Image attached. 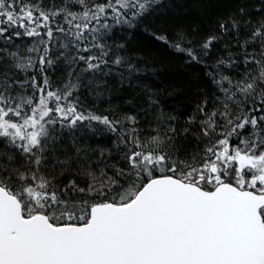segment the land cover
Here are the masks:
<instances>
[{
  "label": "trees",
  "instance_id": "obj_1",
  "mask_svg": "<svg viewBox=\"0 0 264 264\" xmlns=\"http://www.w3.org/2000/svg\"><path fill=\"white\" fill-rule=\"evenodd\" d=\"M0 19V115L52 99L31 140L0 134L25 216L84 224L151 178L190 182L222 141L264 151V0H0Z\"/></svg>",
  "mask_w": 264,
  "mask_h": 264
},
{
  "label": "water",
  "instance_id": "obj_2",
  "mask_svg": "<svg viewBox=\"0 0 264 264\" xmlns=\"http://www.w3.org/2000/svg\"><path fill=\"white\" fill-rule=\"evenodd\" d=\"M264 193L161 175L128 203H97L87 223L27 217L0 184V264H264Z\"/></svg>",
  "mask_w": 264,
  "mask_h": 264
},
{
  "label": "rangeland",
  "instance_id": "obj_3",
  "mask_svg": "<svg viewBox=\"0 0 264 264\" xmlns=\"http://www.w3.org/2000/svg\"><path fill=\"white\" fill-rule=\"evenodd\" d=\"M26 22L30 24L28 26L31 28L29 34L35 32L42 24L36 16L26 17ZM4 25L5 22L0 19V32ZM51 103L50 96L45 95L38 101L31 116L25 122L17 125L5 121L0 115V134L10 133L16 139L25 138L28 142L38 132L42 120L49 115ZM68 112L65 114L66 116L72 113ZM226 141H222L215 148L214 154L202 168L190 175V182L197 183L207 189H214L224 182L222 176L226 177V180L232 177L233 184L241 186L240 188L244 187L264 193V151L257 154L258 148L248 143L230 148Z\"/></svg>",
  "mask_w": 264,
  "mask_h": 264
},
{
  "label": "flooded vegetation",
  "instance_id": "obj_4",
  "mask_svg": "<svg viewBox=\"0 0 264 264\" xmlns=\"http://www.w3.org/2000/svg\"><path fill=\"white\" fill-rule=\"evenodd\" d=\"M262 213H263V219H264V207L262 208Z\"/></svg>",
  "mask_w": 264,
  "mask_h": 264
}]
</instances>
